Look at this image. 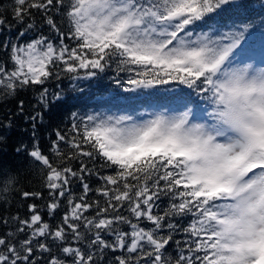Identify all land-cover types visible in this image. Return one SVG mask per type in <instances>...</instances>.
I'll return each instance as SVG.
<instances>
[{
    "label": "snow or ice",
    "instance_id": "snow-or-ice-1",
    "mask_svg": "<svg viewBox=\"0 0 264 264\" xmlns=\"http://www.w3.org/2000/svg\"><path fill=\"white\" fill-rule=\"evenodd\" d=\"M11 19L0 95L78 110L54 130L59 166L36 141L42 112L26 118L34 146L17 151L47 170L56 223L30 204L0 264H264V4L13 0ZM15 182L0 167V192Z\"/></svg>",
    "mask_w": 264,
    "mask_h": 264
},
{
    "label": "trees",
    "instance_id": "trees-1",
    "mask_svg": "<svg viewBox=\"0 0 264 264\" xmlns=\"http://www.w3.org/2000/svg\"><path fill=\"white\" fill-rule=\"evenodd\" d=\"M243 2L249 6L264 4V0H243ZM12 3L13 0H0V16H6L8 21L13 24L14 35L18 27L11 19ZM39 19V16L35 17L37 24H39ZM225 22L221 21V23ZM203 30L207 29L204 28ZM56 83V81L51 82L49 85L51 90H56ZM60 83L65 90L66 98L77 95V93L71 91L72 84L68 79H63ZM104 83L107 84L108 81L105 80ZM97 87V85H93V89ZM112 87L114 88L115 85H112ZM37 100L38 91L36 89L19 90L12 96L0 95V167L11 169L16 174L14 187L8 192H0V236L8 231H15L17 221L13 219L14 217H19V219L29 217L28 206L30 204H35L41 209L45 221L53 225L56 223V219L48 216L46 208L47 203L50 202L49 190L46 187L45 173L47 170L33 163L26 151L21 150L18 152L17 149L26 147L30 151L33 148L32 122L26 118L36 111H41L43 121H37L36 141H38L39 149L45 155H48L55 165H61L64 161L54 155L50 147L51 141L55 138L54 130L58 125L63 128L68 123L70 111L78 109L68 110L65 105L55 102L50 104L48 108H42L37 106ZM21 101H23V114H19ZM61 150L63 152L68 151L63 145ZM72 166L78 168V163L74 161ZM80 190L79 183L74 182L72 185L73 195H79ZM25 192L38 193L39 196L25 198L23 195ZM66 205L67 201L63 200L61 208L56 213L57 218L63 215ZM5 220H7V224L4 223Z\"/></svg>",
    "mask_w": 264,
    "mask_h": 264
},
{
    "label": "bare ground",
    "instance_id": "bare-ground-1",
    "mask_svg": "<svg viewBox=\"0 0 264 264\" xmlns=\"http://www.w3.org/2000/svg\"><path fill=\"white\" fill-rule=\"evenodd\" d=\"M49 123V122H48ZM23 181V180H22ZM18 184V183H17ZM25 184V183H24ZM19 189V188H18ZM22 189V188H21ZM16 197V196H15ZM7 201V200H6ZM14 216V215H13Z\"/></svg>",
    "mask_w": 264,
    "mask_h": 264
}]
</instances>
